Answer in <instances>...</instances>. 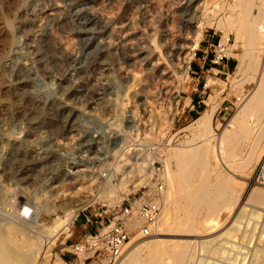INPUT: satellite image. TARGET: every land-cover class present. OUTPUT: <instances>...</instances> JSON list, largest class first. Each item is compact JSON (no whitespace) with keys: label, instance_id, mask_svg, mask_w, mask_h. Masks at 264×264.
Listing matches in <instances>:
<instances>
[{"label":"rangeland","instance_id":"obj_1","mask_svg":"<svg viewBox=\"0 0 264 264\" xmlns=\"http://www.w3.org/2000/svg\"><path fill=\"white\" fill-rule=\"evenodd\" d=\"M246 21L264 26V0H0V264H82L86 256L69 245L96 226L83 230L84 215L118 206L122 192L138 196L151 176V155L132 148L115 158L118 144L137 133L149 144H170L163 149L169 200L158 227L168 233L161 238L169 255L153 244L138 264H175V248L226 231L232 236L221 242L231 244L218 243L213 262L241 264L232 261L239 248L263 244V217L248 219L249 205L238 211L242 197L261 205L247 194L264 188L257 178L264 164V32L248 45ZM221 34L231 38L234 69L193 73L201 50ZM188 96L201 97L206 108L182 112ZM210 105V119L199 125ZM224 105H231L226 113ZM136 151L148 170L137 168ZM207 178L223 200L197 205ZM10 197L28 200L36 220L10 216ZM210 214L217 221L209 223ZM148 239L133 236L126 248ZM201 253L206 260L190 264H208Z\"/></svg>","mask_w":264,"mask_h":264},{"label":"built area","instance_id":"obj_2","mask_svg":"<svg viewBox=\"0 0 264 264\" xmlns=\"http://www.w3.org/2000/svg\"><path fill=\"white\" fill-rule=\"evenodd\" d=\"M230 51V36L221 34L201 50L198 64L199 72L207 70H205V65H210L208 69H215L221 65L230 57ZM194 55H196V51L193 52ZM219 72L216 70L213 74ZM205 86L206 82L204 83ZM228 109L225 106L223 110L226 113ZM167 146L170 144H149L146 137L143 135L140 137L139 133L132 140L126 137L118 144V152L115 156L117 161L123 156L122 154H130L132 148L151 155V176L145 185L138 187V189L142 188L138 196L130 191L122 192L121 202L118 206L111 207V209L106 207L90 215L85 214L82 229L85 230L86 225L92 223H96V226L91 230H85L77 242L69 245L72 253L77 256L79 254L85 255L84 261L90 258L97 264H115L123 255L126 244L133 236L149 237L157 233L158 220L168 196L167 175L170 166L165 161L163 151ZM106 174L107 170L102 172V176H106ZM260 177L264 180V164L261 165L257 174V178ZM12 207L16 213L25 219H29L33 213L32 205L28 200L22 201L16 197H11L6 204V209L11 210ZM103 214L105 215L103 216ZM98 218H102V220L98 221ZM103 219L106 220L105 224L102 222ZM134 223H137L136 226H132Z\"/></svg>","mask_w":264,"mask_h":264},{"label":"bare ground","instance_id":"obj_3","mask_svg":"<svg viewBox=\"0 0 264 264\" xmlns=\"http://www.w3.org/2000/svg\"><path fill=\"white\" fill-rule=\"evenodd\" d=\"M256 15H257V13H256ZM248 20H250L249 18H248ZM250 22V21H249ZM248 21H246V23L244 24V30H245V33H246V37L248 38V45H253L254 43H255V41H256V37H257V35H258V32H257V30H259V31H261V32H264V26H262V25H259V24H256V27H254V26H252V24H250ZM201 31L200 30H197V32H196V34H195V41L197 42L199 39H200V37H201ZM247 41V40H246ZM197 46V44H195V47ZM253 54V53H252ZM254 55V54H253ZM250 57H252V56H250ZM261 63L263 64L264 63V56L262 57V60H261ZM264 69L263 70H261V74H260V79L262 80V78H263V75H264ZM185 75L186 76H188V73H185ZM251 94V93H250ZM249 94V95H250ZM213 109H214V107H213V105H210L209 106V108L208 109H206L205 110V112L202 114V116L198 119V124L200 125H202V124H205V123H207V121H208V119H210V117H211V114H212V112H213ZM207 125V124H206ZM128 153V152H127ZM130 153H131V150H130ZM206 153H207V151H206ZM207 154H209V153H207ZM123 155H126V153H124ZM135 155L137 156V158H136V165H137V168L140 170H142V169H144V170H148L149 168H148V166L146 165V164H144L145 162H146V157H144L143 155H139V152H135ZM175 157L178 159V160H180L181 159V157H182V153L180 152V151H177L176 153H175ZM124 161L125 162H127L128 161V156L127 157H125L124 158ZM146 175V174H145ZM148 175V174H147ZM167 178H169V175H167ZM210 180L207 178V179H204V181H202V183H201V186H200V189L198 190V192L196 193V197H194L195 198V202L196 203H201V202H204V203H207V202H210V203H216L218 200H220V198L222 197V196H220L219 194H217L216 192H215V190L213 189L214 187V185H216L215 183L213 184V186H212V182L210 181ZM219 181V180H218ZM221 181V180H220ZM217 183V182H216ZM219 183V182H218ZM221 183V182H220ZM225 184H228L227 182L225 183ZM219 185V184H218ZM217 185V186H218ZM224 187V186H223ZM197 188H198V186H197ZM227 188V187H226ZM254 188V187H253ZM192 189H193V187H192ZM225 189V188H224ZM167 190H168V196H167V201H166V204H165V207H164V209H163V212H162V214H161V216H160V218H159V220H158V227H159V222H160V219H161V217H162V215L164 214V212H165V209H166V207H167V204H168V200H169V188H168V180H167ZM191 190V189H190ZM217 190H218V188H217ZM216 190V191H217ZM134 191V190H133ZM188 192V191H187ZM218 192V191H217ZM226 192V191H225ZM190 193V192H189ZM189 193H187V194H189ZM190 195V194H189ZM224 195V194H223ZM231 195V194H230ZM195 196V195H194ZM227 196V195H226ZM225 196V197H226ZM188 197V196H187ZM224 197V198H225ZM11 198V197H10ZM233 198V197H232ZM236 198V197H235ZM247 199H251V200H253L254 202L253 203H256V201H258V200H261V205H256V204H248L247 202H246V200L244 199V197H242L241 198V200H240V204H239V206L238 207H240L239 208V210L238 211H240V209L242 208V207H245L246 205H249V214H250V217H247L248 219H250V220H252V219H254V218H257V217H260V216H262L263 218V220H264V188L262 189V188H258V189H254V190H252L251 189V192L249 191V193L247 194ZM222 200H223V197H222ZM232 200V199H231ZM219 202V201H218ZM235 202V201H234ZM250 202V201H249ZM199 203L197 204V205H199ZM227 203V202H226ZM214 204H212V205H214ZM229 203H227V208L229 209V211L230 210H232L233 208H234V203H230L229 205H228ZM258 204H259V202H258ZM201 205V204H200ZM198 207V206H197ZM196 207V208H197ZM238 207H236V208H238ZM257 208V209H256ZM194 209H195V207H194ZM7 210H9V209H7ZM36 209H34V207H32V215L29 217V219H26V220H28L29 222H33L34 220H36V218H37V210L35 211ZM261 210V211H260ZM10 211V210H9ZM195 211V210H194ZM198 211V210H197ZM196 211V212H197ZM196 212H194V213H196ZM247 213V212H246ZM8 214L10 215V216H12V217H15V218H17V219H25L23 216H21V215H19V213H16L15 212V209H14V207H12L11 208V211L10 212H8ZM211 215V214H210ZM209 216V215H208ZM246 216V215H245ZM244 219V218H243ZM208 221H209V223L211 222V221H213V220H216L215 219V217H213L212 218V215H211V217H208V219H207ZM206 220V221H207ZM234 220V219H233ZM250 220H247V226L249 225V223H250ZM255 220V219H254ZM262 220V221H263ZM195 221V220H194ZM217 221V220H216ZM259 221V220H258ZM27 222V221H26ZM164 222H166V219L164 218ZM241 222V221H240ZM240 222H239V224L238 225H236V231L235 232H237V228H238V226L240 225ZM243 222V221H242ZM241 222V223H242ZM245 222V221H244ZM256 222H257V220H256ZM192 223V222H191ZM213 223V222H212ZM217 223V222H216ZM246 223V222H245ZM136 224L137 223H134V224H132V226H136ZM232 224V223H231ZM257 224H260V222L258 223L257 222ZM252 225V224H251ZM261 225H263L262 226V228H264V223L263 224H261ZM254 226H255V224H254ZM260 226V225H259ZM193 227V226H192ZM191 227V228H192ZM230 227V226H229ZM240 227V226H239ZM257 225L255 226V228L257 229ZM261 228V227H260ZM159 229V233L157 234H155V235H153V236H150V239H148V240H146V241H142V242H137V243H134V244H132V245H130L129 247H128V249L127 248H125V251H126V254L124 255V253H125V251H124V253H123V255H122V260L120 261V263H119V261L117 262L118 264H138L139 263V261L141 260V259H144V258H146V256L148 255V253H149V250L151 249V247H152V245L153 244H157V243H160L162 246L164 245V247H163V251L162 252H165V254L168 252V247H166V241L163 239V238H161V236H167L168 235V233L165 231V229H163V228H158ZM194 229V228H193ZM228 229V228H227ZM245 229V228H244ZM256 229H253V230H256ZM13 230V229H12ZM16 230V229H15ZM234 230V229H233ZM252 230V231H253ZM261 230V229H260ZM245 231H246V229H245ZM193 232V231H192ZM226 232H228V231H226ZM226 232H222L223 234H219V235H216V236H212V237H209L208 236V234H206L208 237H196L195 238V240L193 241V242H191L190 243V245H188L186 248H181V247H177V248H175V250H173L174 251V256H175V261H176V263L175 264H190L192 261H201V263H203V261L204 260H206V259H204V258H202V257H200L199 255H202V253L201 252H205L206 254H207V256L208 257H211V259L209 258H207L206 257V255H205V257L208 259L207 260V263L208 264H223L224 262H226V261H222V263H219V261H220V259L218 260V261H216V262H213V260L215 259V256H218V255H216L217 253L216 252H218L219 250H220V248H218V243H220L221 242V240H223V238H231L230 236H232V234L230 235L229 233V235L226 233ZM254 232V231H253ZM252 232V233H253ZM258 232V231H257ZM259 232H261V231H259ZM243 233V232H242ZM234 234V233H233ZM255 234V233H254ZM253 234V235H254ZM258 234H260V233H258ZM200 235V234H199ZM204 235V234H203ZM135 236H137V235H135ZM192 236V235H191ZM252 236V235H251ZM256 237V236H255ZM255 237H254V239H255ZM133 238V237H132ZM131 238V239H132ZM193 238V237H192ZM225 238V239H226ZM257 238V237H256ZM259 238V237H258ZM230 240V239H229ZM258 240V239H257ZM226 241H228V240H226ZM226 241H222L220 244H219V246L220 245H222V246H220V247H225V248H227V246H225V245H223V244H225V243H230V242H226ZM253 241V240H252ZM129 243V242H128ZM128 243L126 244V246L128 245ZM246 243H248V242H246ZM254 243H255V240H254ZM254 243H252V245H254L253 246V248H250L249 247V245H248V248H249V250L247 251L246 249H248L247 247H245L244 249L246 250L245 252L243 251V249H241V248H239L240 249V251L238 252V253H242V251H243V254L245 255H247V253H248V257H246V256H243L241 253H240V257L236 254V256L234 257V260L232 259V261H238L239 263H241V264H264V243L263 244H258V245H255ZM231 244V243H230ZM257 244V243H256ZM238 245H240V246H242L241 245V243L240 244H238ZM244 245V244H243ZM246 245V244H245ZM29 246V245H28ZM217 246V247H216ZM247 246V245H246ZM251 246V245H250ZM235 247L237 248V246L235 245ZM225 248H223V250H225ZM127 249V250H126ZM153 249V248H152ZM151 249V250H152ZM170 249V248H169ZM227 250V249H226ZM225 250V251H226ZM230 250V249H229ZM229 250H227V251H229ZM242 250V251H241ZM224 252V251H223ZM222 252V253H223ZM231 252V251H230ZM204 253V254H205ZM225 253V252H224ZM227 253V252H226ZM164 254V253H163ZM168 254V253H167ZM172 254V253H171ZM228 254V253H227ZM150 255V254H149ZM169 255V254H168ZM220 255V257L221 256H223V258H224V256L226 255H221V254H219ZM229 256V255H228ZM233 256V255H232ZM148 257V256H147ZM159 257V256H158ZM212 258H214L213 260H212ZM228 258V257H227ZM121 259V258H120ZM151 259H156L154 256H151ZM225 259V258H224ZM223 259V260H224ZM231 259H230V261H231ZM212 260V261H211ZM228 260V259H227ZM153 261V263L152 264H164V262H163V260H160V259H156V260H152ZM58 261H56V263H57ZM84 259H83V262H82V264H84ZM199 262H197V264H199ZM117 263H115V264H117ZM200 263V264H201ZM97 264V263H96ZM193 264H194V262H193ZM224 264H227V262L226 263H224ZM228 264H229V262H228Z\"/></svg>","mask_w":264,"mask_h":264},{"label":"crops","instance_id":"obj_4","mask_svg":"<svg viewBox=\"0 0 264 264\" xmlns=\"http://www.w3.org/2000/svg\"><path fill=\"white\" fill-rule=\"evenodd\" d=\"M199 58L198 57V61H194L193 63V70L195 73H202V72H199L198 70V64H199ZM235 67V61L233 58L229 57L226 61H224L222 64H221V67L220 68H215V70H219L220 72L219 73H222V74H226L227 72L229 71H232V69H234ZM210 69H207L206 71H209ZM199 77V76H198ZM188 104L187 105H182V112H188V113H201L205 108H206V104L204 103V100L201 98V97H196V96H188ZM225 100V99H224ZM224 100L222 101V104L224 102ZM229 103H233L232 101H228ZM228 107L230 108L231 105H224L221 107L220 111L224 109V107ZM197 108H200V110H198Z\"/></svg>","mask_w":264,"mask_h":264}]
</instances>
